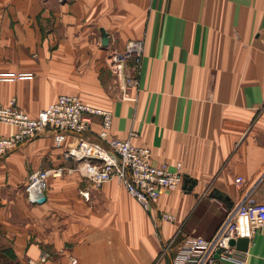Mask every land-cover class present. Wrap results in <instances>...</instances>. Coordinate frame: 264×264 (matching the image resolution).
Listing matches in <instances>:
<instances>
[{"label":"crops","instance_id":"crops-1","mask_svg":"<svg viewBox=\"0 0 264 264\" xmlns=\"http://www.w3.org/2000/svg\"><path fill=\"white\" fill-rule=\"evenodd\" d=\"M137 39L144 54L131 74L139 89L127 92L108 61ZM5 73L32 77L0 81V104L14 98L35 116L59 95L78 96L112 113V137L133 134L153 165L172 172L180 165L192 185L163 192L143 210L117 183L97 186L72 171L75 163L65 159L71 137L56 148L52 133L42 132L0 157V264H30L43 254L45 264H69L70 257L77 264H171L186 238L215 235L243 188L252 186L264 203V0H0ZM99 130L94 118L81 136L104 147ZM14 132L0 124L1 137ZM47 169L60 171L37 203L26 181ZM161 212L174 222L160 220ZM247 252L248 264H264V229Z\"/></svg>","mask_w":264,"mask_h":264},{"label":"built area","instance_id":"built-area-1","mask_svg":"<svg viewBox=\"0 0 264 264\" xmlns=\"http://www.w3.org/2000/svg\"><path fill=\"white\" fill-rule=\"evenodd\" d=\"M144 54V40L128 41L124 50L109 57L111 72L120 77L125 91L136 92L139 82L135 74L140 68ZM130 65V73L125 69ZM31 74L0 75V80L16 81L30 79ZM126 92L125 96H128ZM94 118L100 119L97 138L102 144L85 140L81 135L87 132ZM113 115L110 111L90 107L75 95H60L35 117H30L16 107L14 99L8 105H0V123L13 126L16 132L9 137L0 138V157L11 152L36 135L49 131L52 133L56 148H61L69 137L72 141L66 147V160H72V171L95 185L109 182L121 184L132 198L143 207L155 204L160 195L168 191L179 190L184 177L178 165L175 172L166 165H153L151 151L146 147L135 146L130 134L125 140L111 136ZM60 169H47L35 172L28 177L26 193L29 199L42 197L45 181L58 173ZM243 186L241 178L234 181ZM161 220L173 223V215L164 213ZM264 229V203L256 202L253 187H245L235 209H232L215 235L206 240L201 236L185 239L179 251L172 257L171 264H205L213 262L218 252V260L228 264H248V252L238 251L229 245L231 240L245 238L249 242L255 233ZM172 244V243H170ZM249 245V244H248ZM165 246L162 253L166 252ZM48 255L44 254L37 262L44 264ZM69 264H77L76 259L69 258Z\"/></svg>","mask_w":264,"mask_h":264},{"label":"water","instance_id":"water-1","mask_svg":"<svg viewBox=\"0 0 264 264\" xmlns=\"http://www.w3.org/2000/svg\"><path fill=\"white\" fill-rule=\"evenodd\" d=\"M107 37H108L107 34L103 30H101V44H102V46H106L107 45V42H108ZM188 183H190V185H192L191 181L184 180V182H183L184 188H185V185H187ZM186 189L188 191L191 190L190 187H186ZM43 201H44V197L43 196L36 200L37 203H41ZM248 244H249V241L247 239H245V238L238 239L237 241L231 240L229 242L230 246L235 247L238 251H242V252H246L247 251ZM214 258L215 259L218 258V252L215 253Z\"/></svg>","mask_w":264,"mask_h":264},{"label":"rangeland","instance_id":"rangeland-1","mask_svg":"<svg viewBox=\"0 0 264 264\" xmlns=\"http://www.w3.org/2000/svg\"><path fill=\"white\" fill-rule=\"evenodd\" d=\"M6 74H14V75H18V74H20V73H5V74H0V75H6ZM115 78L118 79V81L121 83V85H123L122 82L120 81V77H119V76H116ZM23 80H24V79H23ZM0 81H5V80H0ZM16 81H21V80H16ZM16 81H15V82H16ZM6 82H10V81H6ZM12 83H14V81H13ZM123 90H125V87H124V86H123ZM59 96H60V95H59ZM57 97H58V96H57ZM57 97H56V98H57ZM12 99H14V98H11L10 100H12ZM14 100H15V99H14ZM9 102H10V101H9ZM9 102H8V103H9ZM15 102H16V100H15ZM0 105H2V104H0ZM6 105H8V104H6ZM6 105H3V106H6ZM16 107H17L19 110H21V109L17 106V104H16ZM21 111L24 112L23 110H21ZM39 112H40V111H39ZM39 112H38V113H39ZM24 113L27 114L26 112H24ZM38 113H37V114H38ZM27 115L30 116L29 114H27ZM35 116H36V115H35ZM35 116H30V117H35ZM0 124H2V123H0ZM4 125H6V124H4ZM11 127H13V126H11ZM13 128H14V127H13ZM14 129H15V128H14ZM15 132H16V129H15ZM15 132H14V133H15ZM14 133H12V134H14ZM12 134H11V135H12ZM11 135H9V136H11ZM9 136H5V137H1V136H0V138H6V137H9ZM52 140H53V137H52ZM119 140H120V139H119ZM53 144H54V143H53ZM54 147H55V145H54ZM36 172H39V171H36ZM34 173H35V172H34ZM32 174H33V173H32ZM32 174H31V175H32ZM51 177H52V176H51ZM49 178H50V177H49ZM85 179H86V178H85ZM27 180H28V179H27ZM47 180H48V179H47ZM47 180L45 181V188H46V182H47ZM112 182H114V181H112ZM109 183H110V182H109ZM115 183H117V182H115ZM105 184H106V183H105ZM117 184H118V183H117ZM26 185H27V181H26ZM118 185H119V184H118ZM97 186H100V185H97ZM120 186L126 191V189H125L121 184H120ZM45 188H44V190H45ZM166 191H168V190H166ZM25 192H26V186H25ZM169 192H173V191H169ZM43 193H44V192H43ZM127 194H128V192H127ZM26 195H27V193H26ZM128 195H129V194H128ZM42 196H43V195H42ZM129 196H131V195H129ZM27 197H28V195H27ZM131 197H132V196H131ZM133 199H134V198H133ZM158 199H159V198H158ZM134 200H135V201H136V202L142 207L143 210H148V209H150L151 207H153V206L156 205V203H155V204L151 205L149 208H148V207L145 208V207H143L142 204H140L136 199H134ZM156 202H157V201H156ZM163 214H164V212H161V213H160V217H161V215H163ZM166 214H168V213H166ZM170 215H171V214H170ZM160 217H159V219H160ZM160 220H161V219H160ZM173 240H174V237H173L171 240H169V241L167 242V244L165 245L167 249L170 247V245H171L170 243H173ZM162 254H163V253H161V256H162ZM43 255H44V254H43ZM48 258H49V256H48ZM160 258H161V257H160ZM47 260H48V259H47ZM47 260H46V262H47ZM46 262H45V263H46ZM45 263H44V264H45Z\"/></svg>","mask_w":264,"mask_h":264},{"label":"bare ground","instance_id":"bare-ground-1","mask_svg":"<svg viewBox=\"0 0 264 264\" xmlns=\"http://www.w3.org/2000/svg\"><path fill=\"white\" fill-rule=\"evenodd\" d=\"M15 82V81H14Z\"/></svg>","mask_w":264,"mask_h":264}]
</instances>
